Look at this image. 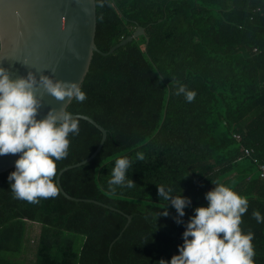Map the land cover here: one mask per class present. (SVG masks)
<instances>
[{
  "label": "trees",
  "instance_id": "obj_1",
  "mask_svg": "<svg viewBox=\"0 0 264 264\" xmlns=\"http://www.w3.org/2000/svg\"><path fill=\"white\" fill-rule=\"evenodd\" d=\"M138 27L143 36L108 56L93 54L81 84L87 98L67 107L107 132L95 158L60 177L63 191L81 201L60 191L35 204L15 199L8 181L15 168L0 174V264L170 261L194 209L207 206L205 193L217 183L247 197L241 228L254 232L255 264H264V223L252 216L264 215V182L252 162L264 165V0L96 2L101 53ZM180 84L196 92L194 101L176 95ZM79 125L57 174L85 161L101 142L96 127L81 119ZM125 156L133 161L128 176L136 186L113 191L111 169ZM157 185L191 199L184 224L175 222L171 205L159 217L167 202ZM33 224L40 230L30 239Z\"/></svg>",
  "mask_w": 264,
  "mask_h": 264
},
{
  "label": "clouds",
  "instance_id": "obj_2",
  "mask_svg": "<svg viewBox=\"0 0 264 264\" xmlns=\"http://www.w3.org/2000/svg\"><path fill=\"white\" fill-rule=\"evenodd\" d=\"M96 2L103 7V0ZM40 89L61 102L67 99L69 103H82L87 98L80 82L47 75L37 79L31 71L26 77L13 79L9 70L0 66V156L19 154L15 170L8 176L10 189L15 199L33 204L59 195L57 162L68 155L70 135L80 131L79 119L66 106L60 110L49 108L42 119L37 118L43 106L42 96L37 95ZM176 95H183L191 103L196 92L180 84ZM137 159L143 160V154L138 153ZM132 163L126 156L114 162L107 182L111 190L136 186L128 176ZM214 185L205 193L207 206L195 208L185 224L179 254L160 264H255V234L241 228L242 216L249 208L247 197L223 183ZM157 195L167 202L159 217H167V206L171 205L177 214L175 222L184 224L182 218L191 199L182 192L173 194V189L164 185H157ZM252 216L258 224L264 223V215L258 210Z\"/></svg>",
  "mask_w": 264,
  "mask_h": 264
},
{
  "label": "water",
  "instance_id": "obj_3",
  "mask_svg": "<svg viewBox=\"0 0 264 264\" xmlns=\"http://www.w3.org/2000/svg\"><path fill=\"white\" fill-rule=\"evenodd\" d=\"M95 35V0H0V66L8 69L13 79L26 77L31 71L37 79L40 75H47L82 84L94 53L108 56L133 39L143 36L144 29L138 27L132 36L121 40L107 53L98 50ZM37 95L42 96L43 100L38 119H42L49 108L60 110L70 104L67 99L62 102L56 100L44 93L43 89ZM75 116L102 133L100 144L89 158L65 167L56 177L60 193L70 201L80 202L81 199L70 197L63 191L60 177L65 171L95 158L106 140L107 132L90 117ZM18 158L19 154L0 156V174L15 168ZM83 201L103 206L90 200ZM127 220L130 222L131 217H127Z\"/></svg>",
  "mask_w": 264,
  "mask_h": 264
},
{
  "label": "built area",
  "instance_id": "obj_4",
  "mask_svg": "<svg viewBox=\"0 0 264 264\" xmlns=\"http://www.w3.org/2000/svg\"><path fill=\"white\" fill-rule=\"evenodd\" d=\"M233 138L237 141H240V139H241L240 136L237 134L233 135ZM242 151H243L244 157H252V155H253V151L251 149L243 148ZM252 162L254 164H256L258 172H259V178H260V180H262L264 182V165L260 164L258 159L254 158V157L252 158Z\"/></svg>",
  "mask_w": 264,
  "mask_h": 264
},
{
  "label": "rangeland",
  "instance_id": "obj_5",
  "mask_svg": "<svg viewBox=\"0 0 264 264\" xmlns=\"http://www.w3.org/2000/svg\"><path fill=\"white\" fill-rule=\"evenodd\" d=\"M39 230H40V226L37 224H33L32 227L30 228L31 232L29 233L30 239H34L33 237L39 232ZM30 255H31L30 258H32L33 255L32 254H30ZM32 260H33V258H32ZM32 260L28 261L27 264H33L31 262ZM15 264H18V263H15ZM19 264H24V263L20 262Z\"/></svg>",
  "mask_w": 264,
  "mask_h": 264
}]
</instances>
